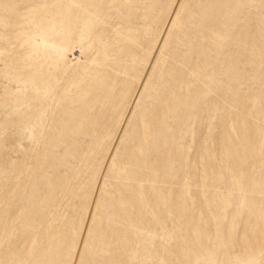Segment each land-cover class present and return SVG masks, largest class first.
<instances>
[{"label": "rangeland", "instance_id": "1", "mask_svg": "<svg viewBox=\"0 0 264 264\" xmlns=\"http://www.w3.org/2000/svg\"><path fill=\"white\" fill-rule=\"evenodd\" d=\"M221 6L0 0V264H264V0Z\"/></svg>", "mask_w": 264, "mask_h": 264}, {"label": "bare ground", "instance_id": "2", "mask_svg": "<svg viewBox=\"0 0 264 264\" xmlns=\"http://www.w3.org/2000/svg\"><path fill=\"white\" fill-rule=\"evenodd\" d=\"M210 2L214 7H219L221 5L223 6V4L226 2H229V0H210ZM220 13L222 14V9L212 11L209 14L208 18L205 17L207 19L205 20L204 24L200 26L202 27V30L206 32L208 30V26L210 25V23L214 21L217 18V15ZM67 224H69L71 228V226L73 225V222H69ZM68 231L69 229L67 228L66 231L65 232L63 231V232L66 234ZM69 233H67L66 235L63 234V236L54 238L52 244L48 246L43 247L39 245L35 248V256L42 257V264H65V260L67 258L66 254L70 252ZM111 255L115 256L114 258L116 261H118L124 256L123 249H121V241L118 240L112 243ZM124 261L121 260V262H124Z\"/></svg>", "mask_w": 264, "mask_h": 264}]
</instances>
